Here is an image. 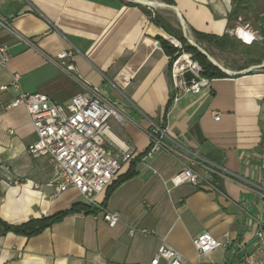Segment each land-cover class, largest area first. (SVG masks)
Masks as SVG:
<instances>
[{"label":"crops","instance_id":"obj_1","mask_svg":"<svg viewBox=\"0 0 264 264\" xmlns=\"http://www.w3.org/2000/svg\"><path fill=\"white\" fill-rule=\"evenodd\" d=\"M173 5L203 47L194 32L227 33L251 48V60L261 55L264 62L261 14L229 20L231 0ZM149 10L176 16L164 7ZM0 20L13 30L0 25V46L10 55L5 65L0 62L1 220L18 225L84 203L74 188L56 194L49 157L28 153L37 135L26 108L11 105L22 92L64 104L84 86L98 89L126 118L122 124L108 120L106 146L115 157L127 148L135 153L118 176L132 175L105 202L119 214L116 225L101 213L75 212L35 235L0 231V264H151L162 242L179 251L185 264H237L245 253L264 260V239L256 236L264 228V68L210 79L199 93L171 103L170 56L160 42H171V36L138 6L125 0H0ZM239 29L255 40L234 35ZM63 51L71 55L59 58ZM253 65L224 67L236 72ZM150 120L167 126V148L143 157ZM184 168L197 175V183L173 186L170 180ZM131 226L153 234L129 235ZM202 232L227 244L199 254L192 241Z\"/></svg>","mask_w":264,"mask_h":264},{"label":"built area","instance_id":"obj_2","mask_svg":"<svg viewBox=\"0 0 264 264\" xmlns=\"http://www.w3.org/2000/svg\"><path fill=\"white\" fill-rule=\"evenodd\" d=\"M0 25L13 33L6 21L0 20ZM238 30V29H237ZM243 39L251 43L255 36L247 29H239ZM23 42L29 43L26 39ZM181 48V44L171 41ZM69 51H63L59 58L69 57ZM6 46H0V62L5 65L9 60ZM68 70L72 69L67 64ZM189 72L197 78L192 79L191 84H186L184 77ZM171 103H175L186 93L197 94L207 87L209 78L202 77V67L193 54L181 51L174 58H170ZM18 76L14 77V85H17ZM170 103V104H171ZM12 106L23 105L29 115L31 125L37 135V139L28 145V153L34 158L48 156L53 163V179L51 181L55 193H61L69 188L78 191L84 203L98 209L103 219L109 226L116 225L119 214L110 211L102 203L96 201V196L103 192L113 180L118 177L123 164L130 162L135 153L131 149L123 150L119 157L112 155L106 146L105 131L108 120L113 118L119 123H124L125 116L115 101L106 100L96 88L84 86L82 91L76 93L67 103H54L40 92H22L11 103ZM219 116L216 113L215 119ZM149 145L143 153V157H150L157 151L164 150L167 145L164 141L167 136V126L162 123H154L150 120L148 128ZM197 175L190 169L184 168L174 176L170 182L177 186L183 182L197 183ZM140 232L144 235L153 234L152 230L131 226L129 235ZM258 240L264 239V228L256 232ZM193 245L199 254L209 253L220 245H226L214 238L208 232H202L193 238ZM233 252V250H232ZM185 264L183 255L165 242L157 247L151 264ZM237 264H264V260L254 253H245Z\"/></svg>","mask_w":264,"mask_h":264},{"label":"trees","instance_id":"obj_3","mask_svg":"<svg viewBox=\"0 0 264 264\" xmlns=\"http://www.w3.org/2000/svg\"><path fill=\"white\" fill-rule=\"evenodd\" d=\"M128 4L133 6H138L141 8V10L147 15L151 17L152 22L157 25L158 27L162 28L168 35L176 39L180 44L181 48L178 49L175 47L170 41L160 38L161 46L164 49V52L170 56V58H174L177 54H179L182 50L187 51L193 54L194 58L198 61L200 66L202 67V77L204 78H222L227 77L228 75L222 71H220L217 67H215L211 62H208L206 57L200 54L195 48L191 47L186 39L182 35V28L177 26H173L169 20H167L166 17L159 14L156 11H151L147 9L144 6L138 5L136 3H133L131 1L125 0ZM162 2L166 4L173 5V0H162ZM232 8L228 14L229 20H237V18H241L243 21H248V19L256 18L260 14L262 15V18H264V0H231ZM234 35L237 34V36L242 37L240 33L233 32ZM194 36L197 40L205 43L206 45L212 46L218 50L227 51L230 50L235 42L236 38L235 36L229 35L227 33L216 36V35H208V34H202L198 32H194ZM264 50V49H263ZM262 57L260 55V58L258 60H251L249 57L247 58L249 63H260ZM169 105V104H168ZM167 105V108L169 107ZM166 108V110H167ZM132 175V171H129L128 173L116 177L115 180L112 181V183L107 187L105 199L102 202L103 206H106V199L111 193V191L122 181L126 180ZM75 212H82L84 214H92L97 215L99 213L98 209H95L94 207L86 204V203H75L71 205V207L68 210L65 211H58L57 213L49 216V217H43L41 219H31V221H27L18 225H13L4 222L0 219V231L1 233L6 232H13L16 234H21L25 236H31L35 235L41 231H43L45 228L49 227L55 222H59L63 217L70 213Z\"/></svg>","mask_w":264,"mask_h":264},{"label":"water","instance_id":"obj_4","mask_svg":"<svg viewBox=\"0 0 264 264\" xmlns=\"http://www.w3.org/2000/svg\"><path fill=\"white\" fill-rule=\"evenodd\" d=\"M128 1H131V2L136 3L138 5L147 7L149 9H155L157 7H164V8L171 9L175 13V15L177 16L178 21L180 22V26L182 28V35L186 39L187 43L191 47L195 48L200 54L205 56L208 62H211L215 67H217L220 71H222V72H224L226 74L238 75V74L247 73V72L251 71L252 69H257L258 70V69H263L264 68V62H262V63H259V64L251 66L249 69H244L242 71L231 72L227 68H225L223 65H221L219 62L214 60L213 57L208 53V51H206L204 49V47L202 45H200V43H198L197 41L193 40L189 36V34L187 32V29L185 27V24L182 21L183 19H182L181 15H180L178 9L174 5L166 4L164 2L150 1V0H128ZM182 77H184V80H185L187 85L191 84L192 79L195 78L189 72H186ZM195 80H197V78H195ZM263 112H264V108H263Z\"/></svg>","mask_w":264,"mask_h":264},{"label":"rangeland","instance_id":"obj_5","mask_svg":"<svg viewBox=\"0 0 264 264\" xmlns=\"http://www.w3.org/2000/svg\"><path fill=\"white\" fill-rule=\"evenodd\" d=\"M167 20L172 21L175 25L180 26V23L176 16H167ZM236 38V42L234 46L227 51H220L212 46L206 45L204 49L208 51V53L216 58L217 62H219L223 66H230V67H239L244 66L246 63L247 58L252 57L251 55V48H247V46L244 45L242 40L239 38ZM176 40V39H175ZM251 59V58H250Z\"/></svg>","mask_w":264,"mask_h":264},{"label":"bare ground","instance_id":"obj_6","mask_svg":"<svg viewBox=\"0 0 264 264\" xmlns=\"http://www.w3.org/2000/svg\"><path fill=\"white\" fill-rule=\"evenodd\" d=\"M170 40H171V41H174V42H176V40H175V39H173V38H171V37H170Z\"/></svg>","mask_w":264,"mask_h":264}]
</instances>
